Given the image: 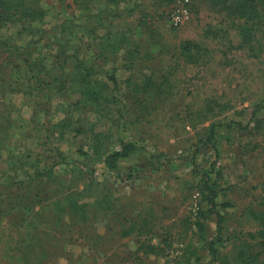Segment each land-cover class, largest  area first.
Returning <instances> with one entry per match:
<instances>
[{
	"label": "rangeland",
	"instance_id": "obj_1",
	"mask_svg": "<svg viewBox=\"0 0 264 264\" xmlns=\"http://www.w3.org/2000/svg\"><path fill=\"white\" fill-rule=\"evenodd\" d=\"M263 214L264 0H0V264H264Z\"/></svg>",
	"mask_w": 264,
	"mask_h": 264
},
{
	"label": "trees",
	"instance_id": "obj_2",
	"mask_svg": "<svg viewBox=\"0 0 264 264\" xmlns=\"http://www.w3.org/2000/svg\"><path fill=\"white\" fill-rule=\"evenodd\" d=\"M246 3H249L253 0H244ZM46 14V10L41 6V17L43 18ZM88 74L84 75V78H87ZM111 80L115 84L116 80L115 78L111 75L110 76ZM97 82V81H96ZM94 82V83H96ZM87 85L84 87V99L87 102L93 101L97 94L98 91L92 87L89 83L90 81L88 80ZM99 90H101L100 87H97ZM239 126H242L241 124L238 123ZM215 125H211L208 133V139L213 140L214 135H215ZM136 149L135 145L133 143H123L119 149L114 150L107 154L105 159L103 160V164L106 169L111 170L113 172H118L119 171V163L122 158H125L132 154L134 150ZM205 179L202 181V194L203 197L206 201L207 208L206 210H200L198 211V217L199 218H205L206 213L212 214L216 217V227H217V234H216V240L220 241L221 239V233H222V215L220 214V211L218 210L219 206H226L227 203H218L217 202V197H218V192L217 190L213 187L212 182H210V177L208 175H205ZM196 226L199 229V231L203 230V222L202 221H196ZM259 238H260V244L264 246V214L262 215L261 218V227L259 230ZM214 241L210 242L211 248L214 247Z\"/></svg>",
	"mask_w": 264,
	"mask_h": 264
}]
</instances>
